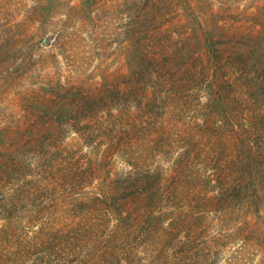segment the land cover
Segmentation results:
<instances>
[{"label":"trees","instance_id":"1","mask_svg":"<svg viewBox=\"0 0 264 264\" xmlns=\"http://www.w3.org/2000/svg\"><path fill=\"white\" fill-rule=\"evenodd\" d=\"M32 1L16 19L0 0L4 98L36 43L50 48L44 63L61 54L80 71L83 35L46 36L59 0ZM219 1L125 0L114 48L125 72L60 82L47 71L17 93L22 113L0 126L3 264H246L264 249V0ZM169 26L182 31L166 38ZM114 158L127 168L112 172Z\"/></svg>","mask_w":264,"mask_h":264},{"label":"rangeland","instance_id":"2","mask_svg":"<svg viewBox=\"0 0 264 264\" xmlns=\"http://www.w3.org/2000/svg\"><path fill=\"white\" fill-rule=\"evenodd\" d=\"M18 1H20V3H18ZM43 1H45L49 8L54 3L51 2V0ZM79 1L81 2V7L77 5ZM235 1L236 0H234V2ZM199 2L203 5L206 4L212 11H217L220 9V6H222V2L219 0H199ZM58 3L59 4L56 6L57 8L53 10L51 15L48 16V19L52 18V21L56 22V25L50 26L47 30H45L47 33L46 36H54L56 33L58 36H64L75 31H78V34L83 35V38H85V46L82 51L83 53L80 56V71L76 70L73 76H71L69 74L70 70L68 66L60 56L61 54H57L56 56L57 63L53 62L55 67H53L49 62L44 63L40 59H46L50 62L53 61L49 58L50 48L48 46L37 47L36 43V46L34 45V47L30 49L32 50L31 53L33 55V61L30 62L26 68H19L16 66L15 68L17 69H13V72L18 75L16 85L9 89L6 98L0 95V126L3 124V120L6 117L10 118L14 115L22 113L18 106L13 104V99L17 93L23 92L31 87H35L34 85H38V83L34 84L36 78L47 71L52 73L55 71L53 76L54 78H60V82L66 81L67 77L73 80L77 76L81 77V79L89 81H99L102 70L110 72L113 69H116L117 72H125V66L124 68L120 67L119 56L114 54V48L118 47V45L125 39L129 30L130 19L127 15L121 12L122 8H120V6L125 3V0H59ZM193 3L194 2H192V4ZM9 4L11 7H14V11L12 12L14 17L16 19H21V16L25 15L23 9L33 6L34 3L32 0H10ZM70 4L77 5L78 7L72 10L68 6ZM235 5L239 8V10L247 8L253 11L252 0H238ZM19 8H22V10H19ZM167 28H169V30L165 33L166 38L172 34L171 30L177 31L176 33L182 31L181 27L178 26H169ZM30 50H26V52L30 53ZM56 51L58 53V50ZM18 55H21V53ZM39 83L42 84L41 78H39ZM203 100L204 99H202V101ZM194 109L195 108H192L185 112V121H193V117L196 118L197 114L193 111ZM166 118L168 121H174L170 112ZM72 143L73 142L70 139L66 142L69 147L73 146ZM149 147L152 148L153 145H149ZM156 147L159 149L154 150L153 152H160V155H162L163 152L160 151V149H163L162 144H158ZM168 150L172 155L171 158H169V161H166L165 158H158V161H161L163 166H169L178 152V149L170 148ZM108 166L112 172H119L127 168V166L120 160H117V158H114L112 162L108 163ZM62 198V200L59 199L57 202L62 204L65 197L62 196ZM2 223L3 221L0 218V225ZM209 233L214 234V229H210ZM205 235H209L207 231L205 232ZM227 248L229 249L230 246ZM255 249L253 253L249 255V260L246 264H260L261 258L264 256V249ZM11 251L12 245L10 243L0 241V264L2 263V255L10 254ZM223 254H225V252H222L221 255ZM38 257L39 256L34 257L33 255H30L24 264H39L40 259H38ZM11 262V260H6L5 264H11ZM42 262L44 263L43 260ZM216 264H223L222 259Z\"/></svg>","mask_w":264,"mask_h":264}]
</instances>
